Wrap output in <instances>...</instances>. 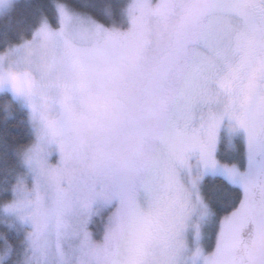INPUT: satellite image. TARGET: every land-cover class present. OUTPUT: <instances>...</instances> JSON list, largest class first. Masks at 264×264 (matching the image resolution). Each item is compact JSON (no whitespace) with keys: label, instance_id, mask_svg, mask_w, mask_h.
Masks as SVG:
<instances>
[{"label":"snow or ice","instance_id":"obj_1","mask_svg":"<svg viewBox=\"0 0 264 264\" xmlns=\"http://www.w3.org/2000/svg\"><path fill=\"white\" fill-rule=\"evenodd\" d=\"M31 7L0 33V264H264V0Z\"/></svg>","mask_w":264,"mask_h":264},{"label":"trees","instance_id":"obj_2","mask_svg":"<svg viewBox=\"0 0 264 264\" xmlns=\"http://www.w3.org/2000/svg\"><path fill=\"white\" fill-rule=\"evenodd\" d=\"M73 2L79 11L97 16L105 3H113L123 8L127 6L128 0H73ZM45 3H48V0H18V8L16 12L13 13L12 17L0 18V33H3L7 29L11 37L25 31L31 24L32 16L35 11L31 6ZM125 27H127V24H125ZM0 120H2V115H0ZM12 131L14 133H23L24 130L12 128Z\"/></svg>","mask_w":264,"mask_h":264}]
</instances>
